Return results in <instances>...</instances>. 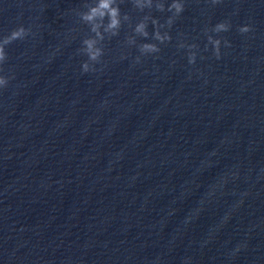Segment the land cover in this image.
Wrapping results in <instances>:
<instances>
[{"label": "water", "instance_id": "water-1", "mask_svg": "<svg viewBox=\"0 0 264 264\" xmlns=\"http://www.w3.org/2000/svg\"><path fill=\"white\" fill-rule=\"evenodd\" d=\"M159 2L118 0L100 39L95 0H0V36L31 29L3 65L0 264H264V0H185L171 27ZM144 43L160 52L136 62Z\"/></svg>", "mask_w": 264, "mask_h": 264}, {"label": "clouds", "instance_id": "clouds-1", "mask_svg": "<svg viewBox=\"0 0 264 264\" xmlns=\"http://www.w3.org/2000/svg\"><path fill=\"white\" fill-rule=\"evenodd\" d=\"M220 2L221 0H212V3ZM153 3L154 0H136L137 6L141 8L152 7ZM156 7L160 10L167 8L169 12L173 13L172 16H169L167 21L168 26L171 27L175 18L184 12L185 0H171L170 3H168L167 0H161V2L156 4ZM121 17L122 13L118 0H95V3L92 4L82 15L83 20L92 23V30L96 32L97 37L100 39H103V33L99 31L101 26H104V31L111 32L115 35L121 25ZM105 18H107L106 25L103 24ZM123 18L127 19L128 17L125 14ZM147 19L148 17H145V19L139 22L135 27V32L142 34L145 37L149 35L147 31ZM152 23L157 26V30L155 32V38L157 40L161 43L171 40V35L167 31L161 33L159 30L160 27H163V25L160 24L158 19L153 18ZM231 28L232 24L230 21L221 20L215 23L211 29L206 31L210 33H224L230 31ZM237 30L241 34L249 33L253 30V25L251 23H242L238 25ZM30 31V28H26L23 24H21L13 29L10 34L0 36V90L6 88L9 84V80L11 79L9 75H6L3 72V65L8 57L7 45L14 40L25 38ZM207 40L212 46L214 54L217 58L221 55L222 45L231 46L230 40L222 39L218 35L208 34ZM84 44L86 45L85 51L88 54V61L83 62L81 65V72L88 73L96 70V64L100 62L103 55V49L97 46L98 41L96 38L87 39L84 41ZM180 47H187L189 49L188 63L195 64L197 60V52L195 49L198 48V45L196 43L186 44L183 42L180 44ZM140 49L141 55L136 56V62L140 61L142 55L157 54L160 52L159 46L155 43H144L140 46Z\"/></svg>", "mask_w": 264, "mask_h": 264}]
</instances>
